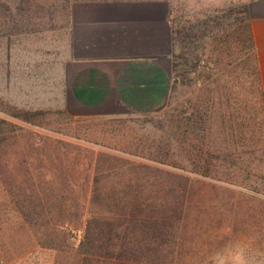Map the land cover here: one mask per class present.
Segmentation results:
<instances>
[{
	"label": "rangeland",
	"instance_id": "374dc122",
	"mask_svg": "<svg viewBox=\"0 0 264 264\" xmlns=\"http://www.w3.org/2000/svg\"><path fill=\"white\" fill-rule=\"evenodd\" d=\"M29 1L41 7L35 33L0 35V264H96L80 248L88 212L106 222L93 228V250L106 257L100 264H264L259 112L244 123L235 114L233 144L228 131L226 145L211 143L233 153L216 173L177 169L189 163L158 153H166L170 132L166 118L157 129L159 114L78 119L65 112L66 26L54 12L62 3ZM226 1L237 0H184L191 9ZM9 3L15 12L19 0ZM195 93L193 85L178 88L166 104Z\"/></svg>",
	"mask_w": 264,
	"mask_h": 264
},
{
	"label": "trees",
	"instance_id": "16d2710c",
	"mask_svg": "<svg viewBox=\"0 0 264 264\" xmlns=\"http://www.w3.org/2000/svg\"><path fill=\"white\" fill-rule=\"evenodd\" d=\"M9 1L0 0V35L9 38L12 34L35 33L31 27L34 25L32 21L35 22L34 18L40 15L41 7L35 5L32 8L31 1L19 0V5L13 8L15 12H12ZM74 1L78 0H61L60 9L55 8L54 12L65 19V26L68 25L69 8ZM165 1L168 3L173 47L168 99L170 101L171 94L178 88L186 86L193 85L196 93L191 100H178L174 96V103L166 104L157 113L159 115L155 116L159 121V131H163L165 127L161 118H166L163 122L170 128V132H165L163 143L166 153H158L168 156L172 151L173 158L189 163L188 168H180L174 164L175 168L207 178L216 173L219 163L233 156L229 152L224 156V152H219L218 148L213 150L211 145L216 140L218 146L221 143L226 145L224 136L227 131L229 140L234 143L232 120L235 114L244 123L253 119L254 110L259 112L253 120L259 121L257 125L260 137L264 138V100L248 5L247 2L237 0L226 1L220 7L208 3L204 7L191 9L184 0ZM23 25L26 27L23 28ZM230 95L232 98L228 97ZM166 109L169 110L168 113ZM88 214L87 217L81 216L85 226L80 242V248H83L81 254L96 256V264L104 263L105 255L98 252V248V251L93 250L96 242L94 233L97 232L93 228L94 225H105L106 222L102 221V213Z\"/></svg>",
	"mask_w": 264,
	"mask_h": 264
},
{
	"label": "crops",
	"instance_id": "0c3cea01",
	"mask_svg": "<svg viewBox=\"0 0 264 264\" xmlns=\"http://www.w3.org/2000/svg\"><path fill=\"white\" fill-rule=\"evenodd\" d=\"M264 100V0L247 2ZM165 0H78L65 27L62 107L73 118H138L166 105L173 51Z\"/></svg>",
	"mask_w": 264,
	"mask_h": 264
}]
</instances>
